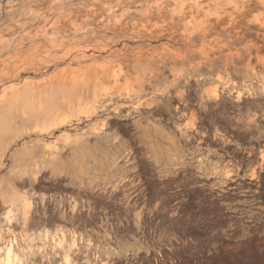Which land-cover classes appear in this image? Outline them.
<instances>
[{"label":"rangeland","instance_id":"1","mask_svg":"<svg viewBox=\"0 0 264 264\" xmlns=\"http://www.w3.org/2000/svg\"><path fill=\"white\" fill-rule=\"evenodd\" d=\"M180 84L204 96L239 88L264 105V0H0V249L12 243L33 264L51 247L34 237L32 210L21 220L38 166L82 164V136H114L115 118L140 116ZM145 121L143 135L158 134ZM261 190L232 196L230 228L242 233L231 236L232 264H264ZM10 206L19 213L7 226Z\"/></svg>","mask_w":264,"mask_h":264},{"label":"flooded vegetation","instance_id":"2","mask_svg":"<svg viewBox=\"0 0 264 264\" xmlns=\"http://www.w3.org/2000/svg\"><path fill=\"white\" fill-rule=\"evenodd\" d=\"M239 90L210 100L180 84L140 116L115 118L114 136H82V164L38 166L30 226L54 262L232 264L231 236L242 234L230 228L232 196L264 189V105L236 100ZM144 120L158 134L144 136Z\"/></svg>","mask_w":264,"mask_h":264},{"label":"bare ground","instance_id":"3","mask_svg":"<svg viewBox=\"0 0 264 264\" xmlns=\"http://www.w3.org/2000/svg\"><path fill=\"white\" fill-rule=\"evenodd\" d=\"M114 79V78H113ZM105 95V94H104ZM205 95L207 97V99L210 100H216L219 97L218 91L217 89H212V90H207L205 92ZM103 96V95H102ZM104 97V96H103ZM242 94L238 93L237 94V98L236 100H241ZM101 98V97H100ZM99 96L98 99L100 100ZM93 111V108H92ZM86 113V112H85ZM84 113V116H85ZM90 113V112H89ZM92 114V113H91ZM95 115V113H94ZM87 116V115H86ZM106 126V124H105ZM52 129V128H51ZM55 129V128H54ZM103 129V128H102ZM101 134V133H100ZM66 141V140H65ZM68 142V141H67ZM261 160H264V155L261 156ZM229 173V172H228ZM226 174V176L228 177L229 174ZM252 177H254V172L251 174ZM15 194V193H14ZM28 193L25 191L24 193H22L19 196V200L21 202V220L23 223V227L25 228L29 222V214L32 210L33 207V200H32V194L27 195ZM14 205V204H13ZM17 210H14L13 206H10L8 210L5 211V213H3L2 219L4 220L5 225L7 226H11L12 224L17 222V216H18ZM29 225V224H28ZM1 227V226H0ZM4 232L6 234H11L12 230L10 228H7L4 230ZM2 233L3 231L0 228V237H2ZM4 235V234H3ZM13 235V233H12ZM11 235V236H12ZM13 237V236H12ZM45 238V237H44ZM15 239V238H14ZM14 243V242H13ZM61 242H59L60 244ZM15 245V244H14ZM0 252L4 253V256L0 257V264H12V263H21V261H19V256L15 253L14 249H13V244L9 243L8 246L5 249H0ZM69 257H66L65 260L66 262L68 261ZM70 261V258H69Z\"/></svg>","mask_w":264,"mask_h":264},{"label":"built area","instance_id":"4","mask_svg":"<svg viewBox=\"0 0 264 264\" xmlns=\"http://www.w3.org/2000/svg\"><path fill=\"white\" fill-rule=\"evenodd\" d=\"M42 248V247H41ZM55 252H52L49 249H44L43 251L38 252L36 260L33 264H56L55 261Z\"/></svg>","mask_w":264,"mask_h":264}]
</instances>
